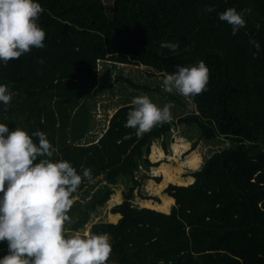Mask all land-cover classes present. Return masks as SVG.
<instances>
[{"label": "trees", "instance_id": "obj_1", "mask_svg": "<svg viewBox=\"0 0 264 264\" xmlns=\"http://www.w3.org/2000/svg\"><path fill=\"white\" fill-rule=\"evenodd\" d=\"M36 2L44 9L38 24L46 32L45 47L7 65L0 61V85L13 94L9 106L0 102V123L10 131L46 133L56 149L54 162L68 161L81 175L85 168L92 170L91 181L85 179L73 194L84 193L88 200L67 213L70 218L71 212L78 214L75 228L124 184L123 202L111 209L121 219L92 228L93 235L110 236L108 264H264V0H113L110 16L103 0ZM209 7L215 11L207 12ZM228 8L251 9L236 35L219 19ZM251 39L260 44L259 51ZM162 42L179 47L171 51ZM200 61L210 69L203 94L189 101L163 91L165 74ZM127 65L163 79L141 85L121 74ZM109 70L116 83L167 95L186 116L137 137L135 129L125 127L134 106H110L108 116L118 109L107 130L91 135L96 116L91 101L114 89L111 80L101 79L100 72ZM179 126L198 130L204 143L222 139L231 145L209 157L213 146L208 144L205 162L186 171L193 183H169L162 190L175 201L169 213L143 207L136 201L161 203L146 190L150 180L162 181L153 174L161 162L151 160L152 146L160 143L170 154ZM197 156L190 157L191 165ZM6 255L3 241L0 259Z\"/></svg>", "mask_w": 264, "mask_h": 264}, {"label": "clouds", "instance_id": "obj_2", "mask_svg": "<svg viewBox=\"0 0 264 264\" xmlns=\"http://www.w3.org/2000/svg\"><path fill=\"white\" fill-rule=\"evenodd\" d=\"M43 11L36 0H0V61L4 65L33 48L45 47L46 32L38 24ZM250 12L228 8L219 19L236 35L246 27L244 17ZM256 27L259 29L258 24ZM249 42L259 51L256 40ZM161 47L176 51L179 45L162 42ZM209 80L210 69L200 61L165 74L162 89L190 101L207 90ZM12 99L8 86L0 85V102L9 106ZM131 103L134 107L125 127L135 129L137 137L172 119L171 104L161 108L147 95L137 96ZM55 151L46 133L29 135L18 127L10 131L0 123V242H8V255L0 264H108L113 252L108 234L68 235L65 228L73 194L85 179L91 181L92 170L85 168L81 175L68 161L54 162Z\"/></svg>", "mask_w": 264, "mask_h": 264}, {"label": "rangeland", "instance_id": "obj_3", "mask_svg": "<svg viewBox=\"0 0 264 264\" xmlns=\"http://www.w3.org/2000/svg\"><path fill=\"white\" fill-rule=\"evenodd\" d=\"M103 1L106 5L108 15L110 16L111 10H112L113 0H103ZM105 62L108 63L107 60H105ZM109 64H111V63H109ZM111 65L113 66V64H111ZM106 67H107V65L105 66V69H106ZM99 71H100V66H99ZM113 71H114V74L120 73V69L118 70L115 67H113ZM100 74H102V76L100 75L102 80L110 81L113 79V74L111 73V70L104 71L102 73L100 72ZM121 74L123 76H125L126 78H133L136 82H139L141 84H153L154 82L159 83L163 79L161 76H158V78L148 76L144 67H142V66L138 67V66H134V65H127L126 67H123ZM113 83L115 84L116 82L113 80ZM126 90H129V91H127L129 93H127ZM133 92H134V90L132 87H130L127 83L121 82V83H118L116 85V87H114L113 92L106 91V92H104L105 93L104 95H97L96 97H94V99L91 102L93 104H95V108L93 109V111L95 112L96 116L94 117L93 125L91 128L90 134L93 136H101L103 134V131L107 127L108 119L111 116V115L108 116L109 114H107V112H110L112 110V108L110 109V106H112V107L117 106L118 107L120 105H123V103H127V102L132 101L135 98ZM142 94L143 93H140V95H142ZM149 96H150V98L151 97L154 98L156 96H165L164 97L165 99H163L164 102H166V100L168 99L167 95L150 94V95H148V97ZM173 103H174L173 106L175 105V107H177V108L179 107V105L175 101H173ZM172 108L170 109V111L172 114V119L174 121H178L179 118L186 116V115H184V116L176 117V115H173V112L175 110ZM181 128H182L181 126L178 127V129H181ZM178 129L176 131H173V134H174L173 144L172 145L170 144V148H172V151L175 153V155H177V159H178L177 161L182 166H183V164H185L187 166V163L184 161L187 158H189L191 156V154L195 153L192 151L197 149L196 153L201 157V158H199V164H201L202 163L201 161H203L204 157H202L198 151H200L199 146H201V143L204 142L203 139L199 140V143H198L199 145L196 146L197 148L196 147L193 148L190 145H189V147L183 146L182 150L180 151L178 146H177L176 141L179 140L177 137L183 133H182V130L179 131ZM197 133L198 134H196V138L197 137L199 138L200 132L198 130H197ZM89 139L90 138L85 139L84 142H87ZM205 142L207 144L211 143V145L213 146L209 150L210 155L213 152L222 151L223 149L227 148L231 144L230 142L222 140V139H215L212 141H206L205 140ZM187 149L188 150L192 149V151H191L192 153L190 152L189 154H186L187 151H183V150H187ZM150 158H151V160H154V161L156 160V158L153 155L152 149H151ZM181 162H184V163H181ZM185 165L183 166V168L180 167L181 170H173L172 169V171L169 172L170 176H171L170 179L165 177L164 178L165 181H162L160 183H158L154 180H150L148 182V184L146 185V190L152 194H160L159 192H161V190H163L165 188L166 184L168 183L167 181L173 182L176 184L180 183L181 181H184L186 179V177H185L186 172L184 173L183 169H185L187 171V169L193 168V165L192 166L188 165L187 167H185ZM170 167L173 168V165H170ZM157 169L158 168L154 169L153 174L159 176L161 173H159V171H158L159 169L158 170ZM95 181H97V179ZM95 181L91 182L90 183L91 185L89 184L85 188V190L91 189L92 185L94 184ZM115 189H116L115 193L112 194V196L108 200V202H106L105 205H103L102 207H98L94 212H92L90 214L89 220L83 226L75 228L76 224H78V220H79L78 218L79 217L75 211L71 212L73 214L74 218H70V221L66 222V224H65V228L67 230L68 235H72V234H76V233H80L81 235H83V234L93 235L92 234V228L95 224L104 223V222H106V223L116 222L118 217L115 215H112L110 213V211H111L112 207H114L118 204H121L123 202V193H124V190L127 189V187H126V185L123 184L120 187L117 186ZM116 196H119V201L115 200ZM86 200H87V196H85L84 193H80L76 197L73 198V205L72 206L77 207V206L81 205V203H85ZM136 202L139 203L140 205H144V206H148V207H153V208L158 207L156 209L163 210L166 212L169 209V204L167 202H164L160 206H157V204H153L150 201H148V202L136 201ZM68 216H71V215L69 214Z\"/></svg>", "mask_w": 264, "mask_h": 264}, {"label": "crops", "instance_id": "obj_4", "mask_svg": "<svg viewBox=\"0 0 264 264\" xmlns=\"http://www.w3.org/2000/svg\"><path fill=\"white\" fill-rule=\"evenodd\" d=\"M113 69V68H112ZM113 80H114V78L110 81V82H112L113 83ZM118 83H115L114 84V87H116V85H117ZM139 84H141V83H139ZM141 85H147V84H141ZM127 91H129V90H126V92ZM127 93H129V92H127ZM134 97H137V96H143V95H150V93H144V92H142V90H135L134 89ZM140 93H143L142 95H140ZM157 95H161V94H157ZM165 96H156V97H154V98H150V96H149V98L152 100V102L153 103H155L157 106H159V107H163V106H165V105H168V104H171V105H173L174 103H173V101H170V100H166V102H164L163 101V99H165L164 98ZM127 104H132L131 103V101L130 102H127V103H123V105H127ZM123 105H121V106H123ZM121 106H119L118 108H120ZM117 108V109H118ZM116 109V110H117ZM172 109H174L175 111L173 112V115H176V117H180V116H184V115H186L184 112H181L180 111V109H179V107L177 108V107H175V105L173 106V108ZM116 110L113 112V114L109 117V119H108V124H109V120H110V118L115 114V112H116ZM179 115V116H178ZM173 120V119H172ZM108 124H107V127L105 128V130L103 131V133L107 130V128H108ZM180 127V126H179ZM178 129V128H177ZM176 129V130H177ZM182 129V133L183 134H180L177 138L179 139L178 141H176L177 142V146H178V148H179V150L181 151L182 150V147L183 146H185V147H189V145L191 146V147H193L195 144V146H194V148L196 147V146H198L199 144V138L197 137L196 138V134H198L197 133V131H193V130H191V132H190V130H188L187 128H181ZM181 129H178L179 131L181 130ZM175 131V130H174ZM200 134V133H199ZM173 139H174V134L172 135V138H171V145L173 144ZM231 145V144H230ZM209 145L207 144V143H201V146H199V150L200 151H198L199 153H200V155L202 156V157H205V155H206V152L209 150V147H208ZM153 148H152V151H153V155H154V157L156 158V160L154 161V160H152L153 162H161L160 163V165H159V167H157L158 169V171H159V173H161L159 176H161L162 177V181H165V173H164V171H168V173L169 172H171L172 171V169L173 170H181V168H183V166L185 165V164H183V166L177 161L178 159H177V155H175V153L172 151V148H170L169 147V151H170V154H166L165 153V151L163 150V148H162V146H161V144L160 143H154L153 144V146H152ZM228 147H230V146H228ZM227 147V148H228ZM197 148V147H196ZM185 149V148H184ZM189 149V148H188ZM183 150V151H189V150ZM226 149V148H225ZM224 150V149H223ZM192 152H195V153H193V154H191V156L190 157H192L193 155H196L197 156V149H195L194 151H192ZM191 152V153H192ZM218 152V151H217ZM214 153H216V152H213L209 157H211ZM177 154V153H176ZM187 154V153H186ZM190 157L189 158H187L184 162H186L187 163V166L188 165H190V166H192L190 163H189V159H190ZM198 157V160H197V163L195 164V165H193V168H189V169H197V168H199L200 167V165L201 164H203L204 162H205V160L206 159H203V161H201L202 163L201 164H199V158H201L200 156H197ZM208 157V158H209ZM207 158V159H208ZM174 159V160H173ZM184 162H181V163H184ZM170 165H173V168L172 167H170ZM186 165H185V167H187ZM197 166V167H196ZM181 167V168H180ZM195 167V168H194ZM184 170V173L186 172V170L185 169H183ZM170 174V173H169ZM186 177V176H185ZM161 181V182H162ZM193 181H194V179L191 177V176H188V177H186V179L184 180V181H181L180 183H173V182H169V181H167L168 183L166 184V186L169 184V183H173V184H176V185H188V184H191V183H193ZM121 185H123V184H119V185H117V186H121ZM116 186V187H117ZM165 186V187H166ZM115 187V188H116ZM114 188V193H115V191H116V189ZM118 191V190H117ZM161 192H162V190H161ZM161 192H159L160 194H155V195H158L159 197H160V199H161V203H157V202H153L152 200H149L151 203H153V204H157V206H160V205H162L164 202H167L168 204H169V209H168V211L166 212V211H163V210H159V209H156V208H158V207H156V208H153V207H148V206H144V205H141V206H143V207H148V208H151V209H156V210H159V211H162V212H165V213H169V211H170V208H171V206L175 203V201H174V199L173 198H171V197H169V196H167V195H162L161 194ZM113 193V194H114ZM87 200H88V198H87ZM144 202H148V201H144ZM110 213H111V211H110ZM112 214V213H111ZM112 215H115V216H117L118 218H117V221L116 222H112V223H117L120 219H121V215L120 214H112Z\"/></svg>", "mask_w": 264, "mask_h": 264}]
</instances>
